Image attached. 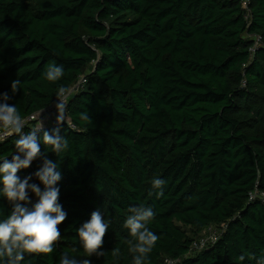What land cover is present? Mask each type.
Returning <instances> with one entry per match:
<instances>
[{
  "label": "trees",
  "instance_id": "obj_1",
  "mask_svg": "<svg viewBox=\"0 0 264 264\" xmlns=\"http://www.w3.org/2000/svg\"><path fill=\"white\" fill-rule=\"evenodd\" d=\"M53 63L64 69L56 82L45 77ZM81 78L68 97L73 128L42 126L59 127L68 149L57 155L38 133L41 153L62 175L61 238L53 253L25 254L22 264H60L65 252L90 264H132L123 224L140 206L154 211L148 227L159 237L145 264H257L264 257V0H0V94L22 118ZM14 80L21 82L15 93ZM36 123L27 121L21 134ZM21 134L0 142V163L16 154ZM42 163L17 175L43 189L34 175ZM154 177L166 181L162 196ZM2 188L0 221L13 208ZM97 210L110 226L104 255L89 257L77 229ZM208 227L216 240L190 250Z\"/></svg>",
  "mask_w": 264,
  "mask_h": 264
},
{
  "label": "clouds",
  "instance_id": "obj_2",
  "mask_svg": "<svg viewBox=\"0 0 264 264\" xmlns=\"http://www.w3.org/2000/svg\"><path fill=\"white\" fill-rule=\"evenodd\" d=\"M97 61L101 59L97 54ZM64 75L61 65L50 64L45 77L50 82H56ZM20 80H14L11 85L12 92L19 89ZM70 90L60 87L56 93L59 103L56 104L57 124L65 121ZM10 99L7 93L0 94V142L13 134H21L26 126L27 120L22 118L15 105H9ZM81 119L90 120L87 113H81ZM43 131L42 140L57 155L66 151L69 147L68 140L60 135L59 127L49 131L43 130L42 124L27 134H21L15 142L16 154L11 160L6 157L0 163V183L3 184L2 193L13 208L7 218L0 221V264H22L25 254H50L53 253L56 243L61 238L59 225L67 218V213L59 203L60 189L57 187L62 175L57 163L49 160L41 153L40 136ZM43 157L42 166L34 173L35 177L42 183L43 189L35 183H29L32 176L21 179L17 173L20 169L28 168L32 162ZM166 181L154 177L151 181L156 195H163V187ZM29 192L37 197L32 203ZM151 194V193H150ZM29 205H31L29 207ZM130 215L127 216L123 227L130 231L133 238L128 241V251L133 256L132 264H145L149 254L152 252L159 237L149 229L148 223L155 213L150 207H130ZM110 221L102 216L99 210L93 211L90 219L84 222L78 229V237L83 246L85 256H102L100 251L104 243V237L109 229ZM119 248L112 250L113 257H118ZM245 259L243 255L239 257ZM60 264H90L88 259L77 261L69 258L67 252L60 258ZM257 264H264L261 257Z\"/></svg>",
  "mask_w": 264,
  "mask_h": 264
},
{
  "label": "built area",
  "instance_id": "obj_3",
  "mask_svg": "<svg viewBox=\"0 0 264 264\" xmlns=\"http://www.w3.org/2000/svg\"><path fill=\"white\" fill-rule=\"evenodd\" d=\"M243 7L246 8V5L245 3H243ZM258 39V38H256ZM84 79L81 78L80 80H78L69 90L70 92L78 89L80 86H82V84L84 83ZM59 102V101H58ZM57 103V102H56ZM55 103V104H56ZM54 106V104L50 105L49 107H47L45 110H43L44 112L45 111H48L49 109H51L52 107ZM50 114V115H49ZM49 114H45L43 113V115L40 116L39 120L37 121V126H39V124L45 122V121H49V119L55 117L57 114L55 113H49ZM35 115V114H34ZM52 116V117H51ZM32 117V116H31ZM31 117H27L25 118L27 121H30ZM56 119L54 120L55 122H57V117H55ZM65 122L67 123V125L70 127V128H73V125L68 121L67 118H65ZM54 123V122H53ZM49 124V123H48ZM31 201L32 203H35L37 201V197L33 194L32 197H31ZM31 206V205H30ZM208 236V237H207ZM218 236V233L216 230H212L211 227H208L207 231L205 232V234H203L201 237H199L198 239L194 240L191 245H190V250H201L205 244L207 242H212V241H215L216 238ZM177 262V260H172V259H165V263L166 264H175Z\"/></svg>",
  "mask_w": 264,
  "mask_h": 264
},
{
  "label": "rangeland",
  "instance_id": "obj_4",
  "mask_svg": "<svg viewBox=\"0 0 264 264\" xmlns=\"http://www.w3.org/2000/svg\"><path fill=\"white\" fill-rule=\"evenodd\" d=\"M56 102L57 103H59L58 102V99L56 100ZM55 102V103H56ZM54 103V106L51 108V109H49L48 111H41V112H39V113H37V114H35V115H33L32 117H31V119L30 120H33V121H38L39 120V118H40V116L41 115H43V113H45V114H49V113H55V114H57L58 115V113H57V109H56V104ZM50 115V114H49ZM57 115L55 116V117H57ZM52 117V116H51ZM55 117H53V118H51V119H49V121H45V122H43L42 123V126H49V125H52L53 124V122H55L54 120L56 119ZM67 118V117H66ZM49 123V124H48ZM38 123H36L35 125H37ZM203 234H205V232H203ZM208 237V236H207Z\"/></svg>",
  "mask_w": 264,
  "mask_h": 264
}]
</instances>
